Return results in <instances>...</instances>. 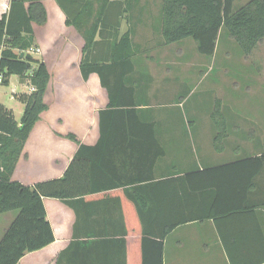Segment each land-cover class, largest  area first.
Returning <instances> with one entry per match:
<instances>
[{
  "label": "crops",
  "instance_id": "0c3cea01",
  "mask_svg": "<svg viewBox=\"0 0 264 264\" xmlns=\"http://www.w3.org/2000/svg\"><path fill=\"white\" fill-rule=\"evenodd\" d=\"M10 1L0 0V16L8 11ZM238 1L242 6L249 0ZM43 3L46 22L33 23L35 49L30 53L45 63L50 75L44 93L47 108L30 131L11 179L33 186L61 178L80 145L86 146L80 160L89 178L79 188L85 194L66 201L43 197L54 240L27 252L16 264H156V247L143 235L151 225L147 209L151 206V193L160 198L161 191L149 183L260 156L264 153V137L252 130L244 134L238 122L222 119L207 122L210 130L205 138L201 137L199 129L204 125L199 121L158 115L155 96L167 92L165 87L174 80L173 75L178 77L167 66L174 58L171 46L190 40L163 43L157 32L161 25L160 7L156 11L140 7L125 13L118 31V39L128 27L134 31L131 40L138 52L131 58L132 70L123 77L126 87L134 88L136 108L142 121L153 125L154 134L142 135L144 127L138 125L139 135H122L118 130L116 134L101 136L99 112L108 108L107 90L96 73H91L87 79L80 73L84 44L80 30L66 23V15L55 0H43ZM240 6L232 8L236 10ZM93 16L94 11H91L90 21ZM131 21L136 27L131 26ZM222 30L223 27L219 29L216 46ZM146 31L151 34L144 39L140 33ZM263 42L264 39L257 45ZM180 48L176 47L177 53ZM1 50L0 46V53ZM167 50L170 58L163 57L159 61L167 67L156 75L152 70V64L157 61L154 55ZM116 72L119 76L123 69L118 66ZM158 81L160 84L156 85ZM10 84L11 96L0 100V104L12 110L20 125L24 104L15 96L30 94L34 88L27 79L21 80L17 75L10 76L8 86ZM117 93L124 100L129 98L124 88ZM70 134L75 139H71ZM234 170L239 176L244 174L243 170ZM206 174L213 176L208 180L216 181L219 188L227 186L226 177L230 175L225 171ZM250 191L264 196V169L256 175ZM235 204L225 198L218 207ZM17 213L0 214V239ZM152 226L155 233L161 232V226L155 221ZM148 237L157 239L152 235ZM229 254L236 256L239 263L264 257V205L177 226L163 240L161 263L230 264Z\"/></svg>",
  "mask_w": 264,
  "mask_h": 264
},
{
  "label": "trees",
  "instance_id": "16d2710c",
  "mask_svg": "<svg viewBox=\"0 0 264 264\" xmlns=\"http://www.w3.org/2000/svg\"><path fill=\"white\" fill-rule=\"evenodd\" d=\"M55 1L66 15V23L79 29L84 39L79 65L83 79L96 73L100 84L107 90L108 108L99 112L100 135L116 134L118 130L122 135H139L138 125L144 127L142 135H153V125L144 123L136 108L134 88L126 87L123 77L132 70L131 58L138 52V47L131 40L133 29L128 27L118 39L123 15L133 12L134 3H139V0ZM233 1L161 0V25L157 32L164 44L190 38L198 53L212 56L219 29L223 27L241 51L249 54L264 39V0H249L236 10L232 8ZM91 11H94V16L90 21ZM46 15L43 0H11L8 11L0 16V83L8 85L10 76L17 75L21 80L27 79L34 88L30 94L15 96L24 104L20 125L12 110L0 104V214L18 211L0 239V264H16L27 252L50 244L54 235L46 218L43 197L66 201L85 194L79 188L89 178L83 172L84 165L80 160L86 146L80 145L61 178L38 182L33 186L11 179L30 131L47 108L44 93L50 75L45 63L30 53L35 46L33 23L43 25ZM118 66L123 72L116 76ZM111 75H114L113 79H110ZM122 88L128 91L127 100L117 93ZM69 137L75 139L72 134ZM234 169L243 170L244 174L239 176ZM263 169L264 153L204 171L151 181L150 186L160 190L161 196L154 197L151 193V206L147 207L151 225L145 230L143 238L154 243L156 264H162L165 236L177 226L217 219L220 214L232 210H249L264 205V196H259V193L253 195L250 191L256 175ZM209 171L228 173L227 186L219 188L216 181H209V177H213L206 174ZM225 198L232 199L236 204L228 208L218 207ZM153 221L161 226L160 233L153 231ZM149 235L157 239H151ZM228 259L230 264L264 262V257H261L239 263L237 257L230 254Z\"/></svg>",
  "mask_w": 264,
  "mask_h": 264
},
{
  "label": "rangeland",
  "instance_id": "374dc122",
  "mask_svg": "<svg viewBox=\"0 0 264 264\" xmlns=\"http://www.w3.org/2000/svg\"><path fill=\"white\" fill-rule=\"evenodd\" d=\"M160 1L139 0L133 8L156 11ZM241 3L235 0L233 6L236 8ZM131 23V26L136 27L133 21ZM140 34L146 39L151 31ZM177 46L181 47L178 53ZM177 46H171L174 58L167 66L178 77L173 75L174 80L165 87L167 92L155 96V103L159 104L156 109L158 115L199 121L200 125H204L199 129L201 137L205 138L206 132L210 130L206 127L207 122L222 119L238 122L244 134L252 130L264 137V42L255 46L249 54H244L223 28L212 56L198 53L191 39ZM34 49L32 47L30 51ZM154 56L157 61L152 64V70L158 75L167 67L159 61L170 56L168 50ZM159 84V81L156 82V85ZM11 87L12 84L8 86L0 83V100L9 99ZM162 105L166 108L160 107Z\"/></svg>",
  "mask_w": 264,
  "mask_h": 264
},
{
  "label": "water",
  "instance_id": "95a60500",
  "mask_svg": "<svg viewBox=\"0 0 264 264\" xmlns=\"http://www.w3.org/2000/svg\"><path fill=\"white\" fill-rule=\"evenodd\" d=\"M21 56H22V53H21Z\"/></svg>",
  "mask_w": 264,
  "mask_h": 264
}]
</instances>
